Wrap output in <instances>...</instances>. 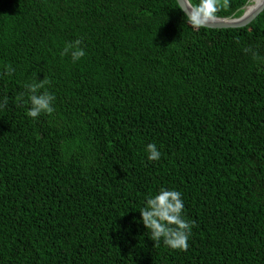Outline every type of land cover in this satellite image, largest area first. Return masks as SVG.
<instances>
[{
  "label": "trees",
  "instance_id": "1",
  "mask_svg": "<svg viewBox=\"0 0 264 264\" xmlns=\"http://www.w3.org/2000/svg\"><path fill=\"white\" fill-rule=\"evenodd\" d=\"M43 79L54 111L32 118L24 85ZM4 97L0 264H264V11L212 29L177 0H0ZM161 188L186 249L140 222Z\"/></svg>",
  "mask_w": 264,
  "mask_h": 264
},
{
  "label": "clouds",
  "instance_id": "2",
  "mask_svg": "<svg viewBox=\"0 0 264 264\" xmlns=\"http://www.w3.org/2000/svg\"><path fill=\"white\" fill-rule=\"evenodd\" d=\"M215 7L212 0H201L198 6L194 7V11L189 16L191 24L199 25L202 19H207L215 12ZM80 41L77 40L76 50L72 51V59L76 61L85 53L83 48L78 47ZM72 45L64 49L67 53ZM9 72L13 69L9 68ZM46 80H37L36 82L25 83L24 87L28 93L26 103L30 104L27 109V115L32 118H37L41 113H52L54 95L38 90L44 87ZM21 93L19 98H23ZM7 97L0 101V109H3L7 104ZM147 159L149 161L159 160L161 152L156 144L148 143L145 146ZM184 202L181 199V193L175 189L161 188L154 196H148L145 201V206L139 211L142 217L143 225L147 230H151V237L159 240L163 237L164 243L171 248L186 249L188 247V235L191 232V224L183 218L182 212Z\"/></svg>",
  "mask_w": 264,
  "mask_h": 264
},
{
  "label": "water",
  "instance_id": "3",
  "mask_svg": "<svg viewBox=\"0 0 264 264\" xmlns=\"http://www.w3.org/2000/svg\"><path fill=\"white\" fill-rule=\"evenodd\" d=\"M179 6L182 8L184 13L189 16L194 11V8L188 0H177ZM251 5V6H250ZM251 7L250 9H248ZM248 9V10H247ZM264 11V0L255 2L245 6L244 13L237 18H216L208 17V21H202L200 26L212 28V29H229V28H244L250 25L262 12Z\"/></svg>",
  "mask_w": 264,
  "mask_h": 264
},
{
  "label": "bare ground",
  "instance_id": "4",
  "mask_svg": "<svg viewBox=\"0 0 264 264\" xmlns=\"http://www.w3.org/2000/svg\"><path fill=\"white\" fill-rule=\"evenodd\" d=\"M257 1L260 2V0H254L253 3H251V4H254V3L257 2ZM250 6H251V5H250ZM250 8H251V7H249L248 9H250ZM248 9H247V10H248ZM202 21H208V19H202Z\"/></svg>",
  "mask_w": 264,
  "mask_h": 264
},
{
  "label": "rangeland",
  "instance_id": "5",
  "mask_svg": "<svg viewBox=\"0 0 264 264\" xmlns=\"http://www.w3.org/2000/svg\"><path fill=\"white\" fill-rule=\"evenodd\" d=\"M254 1V0H253ZM253 1L251 3H253Z\"/></svg>",
  "mask_w": 264,
  "mask_h": 264
}]
</instances>
